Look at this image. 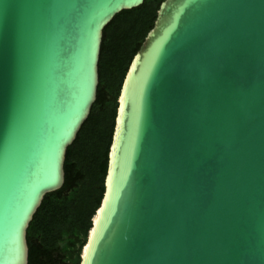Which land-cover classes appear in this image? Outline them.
Wrapping results in <instances>:
<instances>
[{
    "label": "water",
    "instance_id": "95a60500",
    "mask_svg": "<svg viewBox=\"0 0 264 264\" xmlns=\"http://www.w3.org/2000/svg\"><path fill=\"white\" fill-rule=\"evenodd\" d=\"M144 0H0V264L64 183L102 31ZM79 264H264V0H163L119 95Z\"/></svg>",
    "mask_w": 264,
    "mask_h": 264
},
{
    "label": "trees",
    "instance_id": "16d2710c",
    "mask_svg": "<svg viewBox=\"0 0 264 264\" xmlns=\"http://www.w3.org/2000/svg\"><path fill=\"white\" fill-rule=\"evenodd\" d=\"M163 0L121 11L102 31L96 99L67 147L62 187L46 194L26 231L27 264H79L104 192L117 97L132 58L153 28Z\"/></svg>",
    "mask_w": 264,
    "mask_h": 264
}]
</instances>
